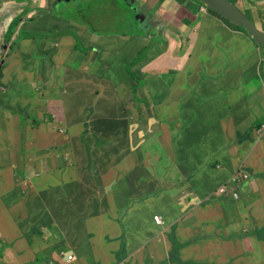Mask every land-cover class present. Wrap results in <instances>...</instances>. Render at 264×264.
Here are the masks:
<instances>
[{
    "label": "crops",
    "instance_id": "1",
    "mask_svg": "<svg viewBox=\"0 0 264 264\" xmlns=\"http://www.w3.org/2000/svg\"><path fill=\"white\" fill-rule=\"evenodd\" d=\"M29 1L0 0V6L6 10L24 9L23 5L27 7ZM197 1L200 0H125L133 5L135 15L142 18L137 20L144 24L145 35L151 26L152 32L160 39L149 58H144L143 53L150 41L147 38L140 41L143 44L134 41L135 47L140 44L143 51L137 50L132 57L134 62L139 61L138 64L131 63L132 69L117 66L88 69L93 45L75 52L82 60L68 61L72 65L68 66L64 78L71 86L67 95L76 99L79 112L91 96L113 99L117 102L106 103V106L118 108V122L126 121L128 117L132 121L125 129L127 143H118V152L125 149L131 156L125 158L121 155L117 168L119 177L109 191L93 195L98 207L90 217L91 223L96 224V232L105 234L104 238L110 236L113 244L111 255H108L109 260L80 257L78 254L84 243L81 238L75 241L71 250L68 249L74 253V262L78 264H264V134L259 133L264 124V50ZM37 3L51 4L45 0H37ZM17 18L9 17L4 21L5 32L0 37L3 35L2 41L6 44L23 20L20 16L19 25L7 39L8 29ZM186 26L196 29L195 32L187 29L186 36L193 38L192 45L195 44L197 30L208 28L213 33L224 32L226 35L221 39L198 36V48L193 52L188 47L183 48L186 37L182 33ZM20 30L18 35L23 32L22 28ZM57 43L60 41L53 44ZM75 48L71 42L68 48L60 43L57 51L54 49L48 53L49 59L62 62L61 58ZM2 50L5 54L1 59L6 61L11 52L6 45ZM182 50L185 51L181 53ZM92 60L95 62L97 58ZM11 69L10 62L5 70L9 72ZM243 69H246V78L242 75ZM59 71V68H52L48 77L26 86L31 87V92L18 99L23 105L16 113L28 129L46 130L43 134L53 136L56 120L61 121L62 115L67 117L71 114V102L64 98L58 106L50 109L47 118L44 117L46 109L37 113L44 103L50 102L49 98L44 101L39 98L47 94L41 90L47 87L53 93L59 90L55 83L49 81L58 76ZM127 71L130 76L125 75ZM107 72L110 79L122 76L117 93L101 85V78ZM145 79V82L140 81ZM164 85L168 93L166 100L162 101V94L158 91ZM143 98L155 103L144 104ZM243 106L245 108L242 109ZM32 109H36L34 114L30 112ZM89 110L94 114L97 112L94 106ZM242 110H247L249 115L243 117ZM10 119L14 120L11 116ZM64 126L68 132L73 130L69 137L79 130ZM115 128L120 133L123 127L118 124ZM110 137L122 138L121 135ZM32 138L22 139L16 132L7 136L9 149L2 161L14 164L15 156H19V176L30 173V167H26L23 160L25 145ZM39 138L47 139L46 136ZM133 140L145 144L137 149L132 146ZM56 141L52 144L59 150ZM192 145L194 151H205L203 156L194 157ZM109 149L108 156L115 151L111 146ZM93 155L104 158L101 151ZM58 164L54 174L65 168ZM241 167L249 173L250 179L234 188L230 179ZM136 172H142L149 181L134 179L132 176ZM45 175H48L46 171ZM195 179L196 186L193 184ZM104 183L105 178L103 184L100 182L101 188ZM222 186L234 188L239 198H232L230 192L217 194ZM36 187L35 184L33 192L40 188L36 190ZM56 196L46 202L48 212H38L29 226L26 224L27 216L19 211L21 203L8 204L4 201L7 197L4 198L2 220L5 225H0V247L8 246L9 241L18 245V248L8 246V254L2 257L4 261L11 264H51L56 263L55 259L57 264H64V260L56 256L61 249L58 248L60 235L54 221L55 218L65 219L66 211L57 206L61 199L52 203L51 199ZM162 196L168 197L172 203H179L184 211L169 215L163 207L151 208L150 199H161ZM253 209L255 211L251 214L245 213ZM157 215L161 216L163 225H157L153 220ZM42 231L47 236H43ZM75 232L72 239L79 229L76 223L68 221L65 236Z\"/></svg>",
    "mask_w": 264,
    "mask_h": 264
},
{
    "label": "rangeland",
    "instance_id": "2",
    "mask_svg": "<svg viewBox=\"0 0 264 264\" xmlns=\"http://www.w3.org/2000/svg\"><path fill=\"white\" fill-rule=\"evenodd\" d=\"M15 1L22 2L24 0ZM46 1L51 4L44 6L43 4L39 5L37 0H30L27 3V7L23 5L24 9H22V7H15L6 10L1 9L0 6V22L2 26L0 28V35L3 34L2 32H5V28L3 27L4 21L8 20L9 17L12 19L16 17L19 18L20 16L23 17L15 35L8 44H6L4 40L2 41L3 35L0 37V225H5V222L2 220L4 210L2 204L5 197L7 198L4 201L8 204L16 202L21 203L19 211L27 216L26 224L29 226L31 221H35V216L38 212L44 211L45 214L48 212L49 207L46 205V202L54 195H57L54 199H51L52 203H56L57 200L61 199L57 206L60 207L61 211L63 208L66 209L63 210L66 211V217L65 219L55 218L54 221V225L57 227L56 231L60 235L58 248L61 249L56 256L63 259L64 264H78L74 262V253L69 252L68 249L71 250L75 241L81 240L82 238L84 243L82 247L83 250L78 254L80 257L84 259L109 260L108 255H111L110 248L111 245H113L111 238L107 240L104 238V233L96 232V224L91 223L90 219L91 215L98 207V203H96L93 195L109 191L112 183L119 177V175H117L119 169L117 168L121 155L125 158L131 156L125 149L119 153L118 143L124 145L127 143L125 129L132 121L128 117L126 121L121 123L118 122V116L116 114L118 108L106 106V103L117 102V100L113 99L91 96L90 101H88L82 111L79 112L76 109L78 104L76 99L69 98L67 95L71 86L67 85L64 80L65 73L68 66L72 65L68 61L75 62L82 60L81 57L75 55V52H79V50H81L79 48L81 47L87 50L88 45L94 46L91 48L92 56L88 58V69L93 66H117L122 69L125 67L132 69L131 63H139V61L134 62L132 57L137 50L143 51L140 44L135 47L134 41H138L141 44H143L140 42L142 39L147 38L150 41V43H148V49L143 53L144 58H149L154 54V47L160 42V39L152 32L151 26H148V34L145 35V27H142L144 24L142 25L141 22L136 19L133 5L124 0H45V3ZM122 1L124 2L122 3ZM244 13L250 14L249 11H244ZM149 24H151V22H149ZM257 24L258 28L264 31V24L260 25V22H257ZM20 28L23 29V32L21 35H18ZM187 29H191L192 32H195L196 29L186 26L185 31L182 33V36L186 37L185 46L183 48L188 47L192 49L193 52L194 49L198 48V36L209 39H221L226 35L224 32L213 33V31L208 28L205 31L197 30L196 41L195 44L192 45L190 42L193 38H187ZM56 41H60L64 48L70 47V42L76 47L74 50H70V55L65 54L66 57H62L61 59L63 60L59 63L52 58L51 55L50 57L52 60H50L48 56V53H52L54 49L57 51V45L60 43L56 45L53 44ZM81 42H83V46ZM77 43H80V45L78 44L79 48H77ZM4 45H6L7 49L11 52L10 57L6 59V61L2 60V56L5 54V51L2 50ZM261 48L264 50V47ZM185 50H182L181 53ZM130 51L132 52L129 53ZM92 59L96 60V63L93 62ZM10 62L12 63V69L7 72L5 68L9 66ZM3 65L4 70L2 72ZM52 68H59V70H61L58 76H54V78L50 80L48 79L52 83H55L59 90L55 93L48 87L46 90H41L47 94H43L39 96V98L43 101L45 98H49L50 102L44 103L37 113H41L40 111L46 109L47 113L44 117L47 118L50 114V109L58 106L64 98L65 101L71 102L69 106L71 114L67 117L62 115L63 119L61 121L56 120L57 123L53 125V128H55L54 135L50 136L49 134H43L46 130L28 129L24 125L21 116L16 112L21 111L23 105L18 99L23 98L26 92H31V87L26 86L35 83L39 78L48 77ZM125 75L130 76L128 71L125 72ZM242 75L245 78L247 77L246 69L242 70ZM121 77V75H117L115 79H110L107 72V74L101 78V85L103 87H110L114 90V93H117ZM146 80L147 79L140 81L145 82ZM92 83H95L93 79ZM250 88L253 89L254 85L251 84ZM164 89L165 85L158 91L159 94H162V101L166 100L168 93L167 89ZM36 91L39 95L41 94L40 90ZM35 93H33V95ZM101 95L102 93H100V96ZM143 102L144 104L152 105L155 103L145 98H143ZM92 106H94L97 111L96 114L90 112L89 108ZM243 108L245 107L243 106L242 109ZM35 110L36 109H32L30 112L34 114ZM209 110L214 111V108H210ZM242 115L243 117L249 115L248 111L242 110ZM10 116L14 120H11ZM35 116L38 117V115ZM93 116L95 117L92 118ZM118 124L123 127L120 133L119 130L115 128ZM64 125L72 126L73 129L77 127L79 130H75V134H77L78 137H74L75 134L73 137H69L73 130L70 129L68 132ZM30 130H35V132H30ZM12 132L19 133L22 139L36 137V139H31L28 144L25 145L26 155L24 156L23 163L26 167L39 169L41 166H45L49 161H55L57 155H50L51 150L54 148L52 144L54 140H57V145L69 143L65 149L70 153L66 155V157L69 158L68 162L70 165L62 170H58L57 173L52 175L26 176L24 180L20 182L18 176L20 171L19 167H21L19 165V156H15L14 164L2 161L6 151L9 149L7 136ZM113 135H121L122 138L115 139L110 137ZM43 136H46L47 139L39 138ZM65 137L66 139H64ZM2 138H4V140ZM144 144V142L140 143L133 140L132 146L140 149L142 147L139 146ZM109 146L115 150L110 156H108L110 152ZM99 151L103 153L104 158L93 155V153L97 154ZM204 152L205 151L201 150L194 151V145H192L194 157L203 156ZM40 163H43V165L38 166ZM65 174H67V176H64ZM132 177L134 179L149 181L142 172H136ZM9 178H12V181H8ZM104 178V187L101 188L100 182L103 184ZM34 184L40 187L39 190H37L38 187H36L37 192H32ZM193 184L196 186V179L193 181ZM230 195L233 198V194ZM18 197L23 198L22 200H17ZM253 198H255V196H253ZM244 199L247 200L246 198ZM149 204L151 208L163 207L169 215L184 211L179 203H172L168 197L164 196H162L161 199L153 197L150 199ZM137 205H139V203H137ZM253 205L255 206V204ZM249 206L252 205L249 204ZM229 211H232V209L230 208ZM254 211L253 209V211H247L245 213L251 214ZM68 221L76 223V228L79 229L77 236L73 239L72 237L76 235L77 232L70 236H65ZM42 235L47 236V233L42 231ZM1 244L0 241V245ZM8 246L18 248V245L11 241L8 242ZM8 246L4 245L0 247V264H11L2 259V257L9 252ZM72 251H74V249ZM70 257H72V259H70ZM53 260L56 263L51 264H57V260Z\"/></svg>",
    "mask_w": 264,
    "mask_h": 264
},
{
    "label": "water",
    "instance_id": "3",
    "mask_svg": "<svg viewBox=\"0 0 264 264\" xmlns=\"http://www.w3.org/2000/svg\"><path fill=\"white\" fill-rule=\"evenodd\" d=\"M204 8H208L216 14L220 15L226 21L242 27L246 31V35L252 41L261 47H264V31L249 19L240 9L228 0H200ZM136 19H142L136 16Z\"/></svg>",
    "mask_w": 264,
    "mask_h": 264
},
{
    "label": "clouds",
    "instance_id": "4",
    "mask_svg": "<svg viewBox=\"0 0 264 264\" xmlns=\"http://www.w3.org/2000/svg\"><path fill=\"white\" fill-rule=\"evenodd\" d=\"M67 154H70V153L66 149L56 150L55 148H53L51 150L50 155H57L56 160L55 161H49L45 166H41L39 169L30 168V173L28 176L32 177L34 175H45V171L47 172L48 175H52V174H54L55 169L58 167V165H59L58 163L63 164L65 167L69 166L70 163L68 162L69 158L66 157ZM25 177H26V175L19 176L20 182L23 181ZM34 187H35V184L32 188V192L34 190ZM37 187H39V186H37ZM154 217H153V220L155 221V223L157 225H163L164 224L162 219H161V223H157L156 220L154 219ZM159 217L161 218V216H159ZM105 239L109 240L110 236L109 235L106 236Z\"/></svg>",
    "mask_w": 264,
    "mask_h": 264
},
{
    "label": "flooded vegetation",
    "instance_id": "5",
    "mask_svg": "<svg viewBox=\"0 0 264 264\" xmlns=\"http://www.w3.org/2000/svg\"><path fill=\"white\" fill-rule=\"evenodd\" d=\"M234 4L243 13L249 11L250 14H245L248 18L254 21L256 24L260 22V25L264 24V0H228ZM258 25V24H257Z\"/></svg>",
    "mask_w": 264,
    "mask_h": 264
},
{
    "label": "built area",
    "instance_id": "6",
    "mask_svg": "<svg viewBox=\"0 0 264 264\" xmlns=\"http://www.w3.org/2000/svg\"><path fill=\"white\" fill-rule=\"evenodd\" d=\"M259 133L264 134V124L261 125L259 129ZM249 179H250L249 173L245 170V168L241 167L238 171H236L232 175L230 181L234 186V188H236V187H240L242 183L248 181ZM234 188H230L229 186H222L221 188L218 189L217 194L226 195L230 192L231 194H233L234 199H238L239 194L236 191H234ZM154 219L156 220L157 223H161V218L159 216H155ZM70 259H72V257H70Z\"/></svg>",
    "mask_w": 264,
    "mask_h": 264
},
{
    "label": "trees",
    "instance_id": "7",
    "mask_svg": "<svg viewBox=\"0 0 264 264\" xmlns=\"http://www.w3.org/2000/svg\"><path fill=\"white\" fill-rule=\"evenodd\" d=\"M125 1V0H124ZM124 1H122V3L124 2ZM162 2L164 1V0H161ZM197 4H201V2L200 1H197ZM117 5V4H116ZM118 7V6H117ZM210 10V9H209ZM211 11V10H210ZM213 12V11H212ZM250 19V18H249ZM228 22V21H227ZM254 22V21H253ZM80 23H83V22H80ZM230 23V22H229ZM230 24H232V23H230ZM19 25V18H17V19H15V20H13V22L11 23V25H10V27H9V29H8V33H9V35H8V33H7V39H10V35L12 34V32H13V30L14 29H16L17 28V26ZM232 25H234V24H232ZM237 29H239V31H242V32H244L245 34H246V31L242 28V27H238V26H236V25H234ZM143 27V26H142ZM144 28V27H143ZM145 29V28H144ZM20 32H21V30H20ZM20 34V33H19ZM79 45H80V43H78ZM79 49H81V48H79ZM34 139H36V137H34V138H32V140H34ZM194 141H197V142H200L201 140H199V139H195ZM57 148L58 149H65V148H67V146H66V143H63V144H61V145H57Z\"/></svg>",
    "mask_w": 264,
    "mask_h": 264
}]
</instances>
